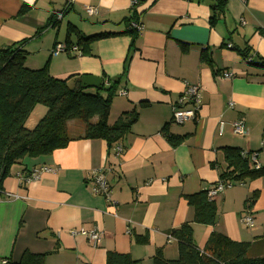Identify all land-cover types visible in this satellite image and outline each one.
Segmentation results:
<instances>
[{"label": "crops", "instance_id": "obj_1", "mask_svg": "<svg viewBox=\"0 0 264 264\" xmlns=\"http://www.w3.org/2000/svg\"><path fill=\"white\" fill-rule=\"evenodd\" d=\"M131 2L0 0L1 50L20 45L27 68L38 70L49 61L50 74L58 79L72 75L115 79L127 65L109 124L126 113L139 114L119 143L124 148L121 157L115 156L116 145L110 149L104 140L83 139L85 124L70 121L67 132L72 141L67 148L25 158L11 169L4 193L19 198L4 195L0 202L1 264L6 259L19 261L25 251L46 255L45 264H106L109 252L149 264L158 249L166 259L175 260L179 244L169 236L186 223L193 224L199 248L217 232L235 242L251 243L252 255L264 253V178L236 183L219 194L215 227L194 223V208L185 199L218 183L228 167L225 148L261 150L264 69L255 64L264 59V0H227L225 14L214 27L209 19L216 0H140L138 23L143 29L130 49L131 37L121 34L129 30ZM66 4L70 9L58 20L57 13ZM86 6L96 8L97 14L88 15ZM70 26L86 37L119 35L94 42L84 55L80 49L54 55L58 44L77 47L78 37L69 36ZM204 52L213 66L202 60ZM240 52H247L253 65ZM225 72L234 77L223 79ZM189 85L201 88L197 117L173 124L172 108ZM231 102L234 109L229 108ZM37 107L27 122L38 123L46 114V108ZM239 118L246 122L243 137L235 136L231 128ZM166 134L181 138V143L172 146ZM259 160L264 166V152ZM43 167L55 172H43L30 183L21 181L23 170ZM98 171L109 181L113 206L92 193L89 178ZM256 191L259 197L251 208L255 227L247 229L240 219ZM81 228L100 230L101 242L95 246L86 237L71 234ZM136 236H148L149 242L140 245Z\"/></svg>", "mask_w": 264, "mask_h": 264}, {"label": "trees", "instance_id": "obj_2", "mask_svg": "<svg viewBox=\"0 0 264 264\" xmlns=\"http://www.w3.org/2000/svg\"><path fill=\"white\" fill-rule=\"evenodd\" d=\"M137 1L138 3L131 7V16L126 21L129 30L121 34L131 37L130 49L135 47L139 36V31L134 26H140L138 23L140 13L137 10L140 0ZM226 7L227 0H216L212 9L213 15L209 19L211 27H214L219 18L224 16ZM69 9L70 5L66 4L61 11L62 19ZM74 34L78 37L75 48L80 49L82 55L90 52V46L94 42L119 35L99 33L86 37L77 27L70 26L69 36ZM68 43L72 45L71 41ZM70 47L72 46L69 45L67 51L71 49ZM240 53L244 59L249 57L247 52ZM209 56L204 52L202 60L213 66ZM130 57L131 55L126 59L127 63ZM25 60L26 53L20 45L0 49V197L4 196V182L15 165L22 164L25 158L50 156L55 151L68 147L72 141L67 132L68 122H83L86 126L83 139L104 140L112 149L130 133L139 118V114L132 111L124 114L114 125L109 124L111 108L114 99L118 96L121 82L127 74V65L122 76L115 79L102 78V84L98 88H89L82 85L83 76L80 75H72L66 79L53 77L49 71V61L43 68L32 70L25 66ZM249 63L253 65V61ZM255 66L264 69V59ZM38 105L45 106L47 113L34 129L29 130L25 125ZM164 131L167 132V129L165 128ZM168 139L174 147L182 141L181 138L169 135ZM243 152L231 147L224 149L228 167L221 174L219 181L234 185L246 180L264 178V166L262 165L259 170L251 169L249 160L242 156ZM254 152L260 155L263 151L248 153ZM32 172L23 170V175L26 178ZM216 184L208 190L185 197L188 205L194 208V223L208 227H215L218 223L217 205L215 200H211L208 196ZM258 197L259 192H253L246 201V207L252 208ZM170 235L178 241L179 257L168 260L164 257L163 250L158 249L149 264H264V253L252 255L251 243L235 242L217 232L210 235L204 248H199L194 242V229L191 223L183 224ZM135 242L147 245L149 238L136 236ZM261 242L264 244V234ZM45 258L46 255L25 251L17 262H10L7 259L5 261L7 264H45ZM106 264L145 263L134 260L130 255L109 252Z\"/></svg>", "mask_w": 264, "mask_h": 264}, {"label": "built area", "instance_id": "obj_3", "mask_svg": "<svg viewBox=\"0 0 264 264\" xmlns=\"http://www.w3.org/2000/svg\"><path fill=\"white\" fill-rule=\"evenodd\" d=\"M138 3L137 0H132L131 5L135 6ZM88 15L93 16L97 14V9L94 7L86 6L85 8ZM63 17V12L57 13L58 20H61ZM242 23L245 24V21L242 20ZM135 28L138 29V31H142L143 27L140 25H134ZM231 47V45L229 46ZM72 51L77 52V48H71ZM70 51V49L68 50ZM67 47L62 44L56 45L54 48L53 54L58 55L59 53H65L68 52ZM247 62H251L252 58L248 57ZM234 77V74L232 72H225L223 74V79H232ZM120 95L125 96L126 91H122ZM201 88L198 85H189L186 87V90L183 92L182 96L179 98L178 102L173 106V118L172 122L173 124L182 125L185 124L188 121L195 120L197 117V114L199 112V109L201 107ZM230 109L235 108L234 103L229 104ZM225 123H220V131L219 134H223ZM232 132L235 136L243 137L246 135V122L244 118H239L233 123H231ZM261 151L264 152V142L261 144ZM249 152V151H248ZM247 151H244L242 153V156L249 160V163L251 165V169L259 170L262 168V163L259 160V154L258 153H248ZM124 153V148L121 144H117L115 146V156L121 157ZM43 172H55V169L51 167H44L39 170H34L29 177H23L20 176L21 181L24 183H30L33 181H37L40 179V176ZM89 184L91 186L92 193L97 196H102L106 199V201L113 206L115 202L112 199V189L109 184V181L106 177V175L101 172H94L93 176L89 178ZM232 186L231 184L222 183L219 181L215 187H213L209 192V198L211 200H214L219 194L224 192V190L227 187ZM9 197L13 198H19V196L15 195H8L3 194ZM2 201V197H0V202ZM241 224L247 228V229H253L255 227V218L253 216L251 208H246L244 211V214L242 215ZM71 234L73 236H84L87 238V240L92 243L93 245H97L99 242H101L103 238V233L98 229H92V230H85L84 228L72 230ZM169 239H173V237L170 235ZM175 240V239H174ZM2 264H7V261H2Z\"/></svg>", "mask_w": 264, "mask_h": 264}, {"label": "water", "instance_id": "obj_4", "mask_svg": "<svg viewBox=\"0 0 264 264\" xmlns=\"http://www.w3.org/2000/svg\"><path fill=\"white\" fill-rule=\"evenodd\" d=\"M81 83L85 87L98 88L102 84V79L96 76H83Z\"/></svg>", "mask_w": 264, "mask_h": 264}, {"label": "rangeland", "instance_id": "obj_5", "mask_svg": "<svg viewBox=\"0 0 264 264\" xmlns=\"http://www.w3.org/2000/svg\"><path fill=\"white\" fill-rule=\"evenodd\" d=\"M41 106H43V105H38L37 108H43V109L46 108L45 106H44V107H41ZM35 110H36V109H35ZM35 110H34V111H35ZM37 110H39V109H37ZM46 110H47V108H46ZM34 111H33V112H34ZM33 112H32V113H33ZM46 113H47V112H46ZM45 115H46V114H45ZM45 115H44V116H45ZM33 116H34V115H33ZM44 116H43V117H44ZM39 117H40V116H39ZM42 119H43V118H42ZM39 122H40V120H39ZM39 122H38V123H39ZM80 122H81V121H80ZM36 123H37V122H36ZM36 123L34 124V123H32V121L30 120L29 122H27V124L25 125V127H26L27 129H29V130H32V129H34V128L38 125V123H37V124H36ZM230 187H231V186H230ZM214 200H215V199H214ZM240 224H241V221H240ZM241 226H243V225L241 224ZM243 228H244V227H243ZM244 230H245V229H244ZM0 264H1V261H0Z\"/></svg>", "mask_w": 264, "mask_h": 264}]
</instances>
